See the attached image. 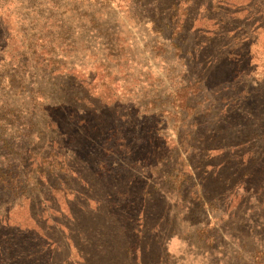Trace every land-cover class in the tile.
<instances>
[{
	"label": "rangeland",
	"instance_id": "rangeland-1",
	"mask_svg": "<svg viewBox=\"0 0 264 264\" xmlns=\"http://www.w3.org/2000/svg\"><path fill=\"white\" fill-rule=\"evenodd\" d=\"M57 1L62 10L74 3L79 9L65 15V33L57 34L63 38L54 41L55 50L73 47L74 54H59L77 78L108 74L119 100L121 143L131 137L124 129L133 124L142 125L137 134L143 140L128 141L133 144L128 148L121 145V162L117 156H94L92 173L85 171L78 185L64 187L52 178L49 189L41 190L39 199L32 193L30 202L0 192V236L17 228L33 237L41 226L46 256L53 257L54 264H129L125 251L143 246L142 262L254 264L253 253L264 252V139L254 137L264 136V0H176L178 9L154 22L146 2L113 0L111 6L91 3L80 8L75 0ZM163 4L164 12L172 8ZM237 9L238 14H231ZM186 10L189 16H184ZM91 11L96 14L93 20ZM20 12L11 5L0 10L12 55L24 44L19 36L12 39L19 31ZM27 14L28 19L48 18L47 13ZM219 15L226 18L216 31ZM170 17L180 25L202 26L203 34L178 32L169 27ZM33 25L44 31L50 27ZM42 36L47 43V35ZM41 42L36 43L38 51ZM61 80L66 79L40 81L46 104L62 101L53 84ZM22 102L16 99L24 107ZM40 120L32 118L34 136L29 139L30 150L38 155L36 166L48 153L39 139L46 142L51 135ZM157 142L172 156L158 166L156 155L151 156ZM66 188L79 193L66 198L72 201L71 213L63 197ZM198 188L209 203L199 208V196L194 195ZM55 208L63 213L58 216ZM57 221L61 236L52 225ZM92 231L105 236L100 248L86 241ZM2 256L0 264L7 254Z\"/></svg>",
	"mask_w": 264,
	"mask_h": 264
},
{
	"label": "trees",
	"instance_id": "trees-1",
	"mask_svg": "<svg viewBox=\"0 0 264 264\" xmlns=\"http://www.w3.org/2000/svg\"><path fill=\"white\" fill-rule=\"evenodd\" d=\"M75 1L80 3V8H83V5L86 6L91 3L111 6L113 0ZM126 1V4H136V2L144 4L146 2L147 4L144 7H148L146 11L150 13L149 16L152 22L156 21L161 15L177 10L179 7L177 3H174L176 0L172 1L170 5H167L168 0ZM163 1L166 7L171 6L172 8L164 12ZM10 5L21 9L19 18H17L19 31L12 36V39L19 36L24 44L17 49V51H20L19 53L12 55V52H9L8 49L9 34L7 30L2 29L0 23V192L1 195L10 196L11 199L14 197L30 202L32 193L35 199H39L42 193L41 190L46 187L49 189L52 178L61 182L64 187L72 183L78 185L80 181L85 180V171L86 173H92L90 169L94 167L93 162L96 155L103 157L107 155L117 156L120 158L117 161L121 162V145L128 148L133 145L130 142H142L141 134H137L142 125L133 124L125 127L124 131H130L131 137L129 139L124 137L121 143V116L118 112L119 105L115 102L116 100L119 102V100L115 98L114 91L109 86L108 74L105 73L104 76L89 74L87 78H77L71 75L73 70L70 69L71 67H67V64L63 62V55L59 54L61 52L69 53V55L74 54L73 47L67 44L65 45V47H68L66 51L62 47L55 50L57 45L54 41L63 38V36L57 34L61 31L63 34L65 33V15L72 12V10L77 11L79 5L74 3L73 8L64 6L62 10L57 0H0V10L3 11L4 8H9ZM221 10L222 8H220ZM240 10L237 9L231 14H238ZM208 11H210V8H208ZM223 11L230 14L227 10ZM27 12L30 13V16L35 15L36 17L47 13L48 18H43V21L36 18L28 19ZM91 13L90 18L93 20L96 14L92 11ZM184 16H189L188 10L185 11ZM173 18L167 19L170 23L169 27H177L178 32L196 31V35L203 34L202 26L194 27V22H190L189 26L184 23L180 25L178 22H173ZM219 18L220 21L215 20L216 23H214V25H217L214 29L216 31L222 28L220 24L226 17L219 15ZM37 22H43L46 26L50 25V27L47 29L44 26L47 31L41 30L42 28L33 25ZM53 27L57 32L53 31ZM42 32L47 35L45 39L47 43L45 44H43ZM40 34L41 37H39ZM55 34L57 37H54ZM40 41H42L39 45L41 51H38L35 46ZM54 76L57 79H66L61 80L62 82L53 83L56 87H59L57 91L61 94L62 101L46 104L45 102L49 101L46 99V92L40 88V85H42L40 81L45 77L50 80ZM16 99L23 101L22 105L27 106V103L28 106H18ZM186 103H184V106ZM180 104L183 106V102ZM24 114L31 118L22 120ZM247 115L250 116V113H247ZM37 117L42 119L40 124L46 126L51 134L46 142L42 138L39 139L40 144L48 149V153L40 157L41 161L37 162L38 166L35 165L34 159L38 158V155L30 150L32 142L29 140L34 136L33 127L35 125L32 118ZM255 125L259 127L260 120H257ZM263 129L260 128V130ZM143 130L144 128L141 129L140 133ZM254 137L258 140L264 139V136L256 135ZM128 141H130L129 144H127ZM148 141L147 138L144 143H148ZM163 147V143L157 142L156 149L151 148V156L156 155L154 158L157 166L167 163L172 158V156L166 155L167 149H162ZM161 149L165 154L162 155L163 151H160ZM170 151L173 153L174 149ZM29 158L31 162L28 164ZM262 161L264 164V154ZM33 165L36 167H33ZM42 167L46 170L42 171ZM183 180L186 183L190 181L187 177ZM198 184L202 188V182H198ZM258 187H260V184ZM200 188H198V193H194L196 197L199 196L195 200L199 205L198 208L209 204L205 199L204 190H200ZM59 191L61 192V190ZM62 192L65 199L71 194L74 196L79 195L78 191L74 189L66 188ZM68 201L69 199H66V205L71 213L69 203L72 201H69V203ZM10 202L12 201L10 200L8 203ZM84 206L88 208V204ZM55 209V214H58V216L63 213L62 210ZM51 221H53L52 218ZM4 222H6V219H4ZM144 222L146 223L145 218ZM52 225H54V229H56L59 236L63 235L61 223L57 221ZM153 226L156 230L157 223H154ZM5 227L11 229L7 223ZM38 229L40 232L37 230L36 235L33 237H28L26 232L21 234L22 232L17 228L16 230H8L10 231L8 235L0 236V255L3 257L2 254H7L4 264H54L53 257L48 258L46 256L45 246L47 240L43 235L44 232H41V226H38ZM91 234L92 239L86 240L84 238V240L91 245L97 244L100 248L105 236L96 231H92ZM103 245H106V242ZM137 248H128L125 251L129 257V264L154 263L153 261L142 262L143 257L146 255V249L143 246L142 249L139 247V251H137ZM78 254L80 255L79 252H77ZM252 258L254 264H262L264 252L255 251ZM83 259H86V257ZM0 261L2 260L0 259ZM83 264H86V260H83ZM154 264H157V262Z\"/></svg>",
	"mask_w": 264,
	"mask_h": 264
}]
</instances>
